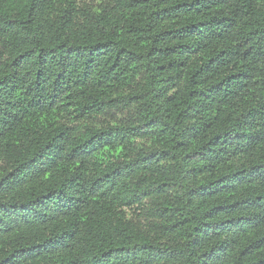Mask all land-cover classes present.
Wrapping results in <instances>:
<instances>
[{
  "label": "trees",
  "instance_id": "trees-1",
  "mask_svg": "<svg viewBox=\"0 0 264 264\" xmlns=\"http://www.w3.org/2000/svg\"><path fill=\"white\" fill-rule=\"evenodd\" d=\"M0 264H264V0H0Z\"/></svg>",
  "mask_w": 264,
  "mask_h": 264
}]
</instances>
